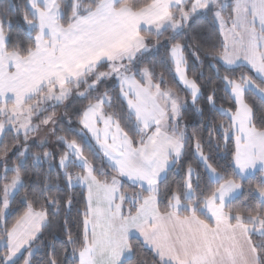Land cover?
Here are the masks:
<instances>
[{"label": "snow or ice", "instance_id": "snow-or-ice-1", "mask_svg": "<svg viewBox=\"0 0 264 264\" xmlns=\"http://www.w3.org/2000/svg\"><path fill=\"white\" fill-rule=\"evenodd\" d=\"M11 11L27 38L0 11V264H264V0ZM199 17L214 42L188 38ZM190 106L206 119L191 132Z\"/></svg>", "mask_w": 264, "mask_h": 264}, {"label": "trees", "instance_id": "trees-1", "mask_svg": "<svg viewBox=\"0 0 264 264\" xmlns=\"http://www.w3.org/2000/svg\"><path fill=\"white\" fill-rule=\"evenodd\" d=\"M19 4V0H0V11H3L4 9H9L10 10V14L13 18V30L14 33H18L22 38H27V30L23 24V21L21 20L20 14L18 11H11V8L13 5H17ZM216 29H215V25H213L211 18L210 17H199L196 20L193 21L192 23V28L190 30V32L188 33V38H191L193 36L199 37L202 41H212L214 42L216 39V35H215ZM160 57L157 58V62L159 61ZM162 70L159 65H158V71ZM202 71L204 72L205 75V80H207V78L212 74V70L208 67V64L205 63L204 68L202 69ZM166 77L169 79L170 85L174 86L177 89L181 90V95L182 97L184 96V91L183 89L179 86V84L173 80L170 76L167 75L166 73ZM205 91H207V89H205ZM186 94V93H185ZM187 95V94H186ZM187 99L189 100V97H187ZM251 102L254 103L257 107H259V102L256 101L254 98H251ZM190 103V100H189ZM219 104H223L225 107H227V103L224 101L223 99V93H219L218 95V106ZM201 106H203L205 108V111L207 112V105L204 102V100H201ZM59 112L62 114L63 113V109H60ZM204 122L206 123V119L202 118L193 108H191V106L188 108V110L185 112V118L183 123L187 124L189 127V131L191 132V130L196 127H200L201 123ZM205 135H207V130L205 129ZM57 132L59 134H65L63 132L60 131V128H57ZM54 139V146L53 149H49L48 150L52 151L53 153H59V151L61 150L62 146L58 145ZM191 151V149L189 150ZM207 151V148H206ZM213 160L215 162V165L218 167L219 170H225V169H229L231 167L230 164V156L225 153L223 151V147H221V149L219 151H217L215 149V147L212 148L211 151ZM44 168H47V165H44ZM182 176V172L179 169H173V173L169 175V183H171L174 179L175 180H179L180 177ZM259 176L258 174H256L254 176V181L255 179H258ZM28 179H35L34 176H29ZM79 199V195L77 194V200ZM242 199V197H241ZM77 207H79V204H77ZM75 212H76V208L73 209V213L70 216V220L74 221L75 220ZM64 216V213L62 212L60 217H58L56 219V221H54V229L52 230L51 235L55 237L57 246L59 248L60 245H62L64 243L65 237H64V233L63 230L60 226V221H62Z\"/></svg>", "mask_w": 264, "mask_h": 264}, {"label": "rangeland", "instance_id": "rangeland-1", "mask_svg": "<svg viewBox=\"0 0 264 264\" xmlns=\"http://www.w3.org/2000/svg\"><path fill=\"white\" fill-rule=\"evenodd\" d=\"M178 84H179V82L178 81H176ZM179 86L183 89V87H182V85H180L179 84ZM186 92H184V96L185 97H187V93L185 94ZM189 100H190V97H189ZM53 146H54V139L52 138V140H51V142L47 145V147L49 148V149H53Z\"/></svg>", "mask_w": 264, "mask_h": 264}]
</instances>
